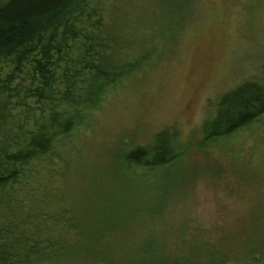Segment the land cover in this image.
<instances>
[{
    "label": "rangeland",
    "instance_id": "374dc122",
    "mask_svg": "<svg viewBox=\"0 0 264 264\" xmlns=\"http://www.w3.org/2000/svg\"><path fill=\"white\" fill-rule=\"evenodd\" d=\"M111 2L138 62L29 185L46 199L39 212L55 244L42 264H264V123L231 138L209 132L222 95L264 83V0ZM164 129L170 168L125 164Z\"/></svg>",
    "mask_w": 264,
    "mask_h": 264
},
{
    "label": "trees",
    "instance_id": "16d2710c",
    "mask_svg": "<svg viewBox=\"0 0 264 264\" xmlns=\"http://www.w3.org/2000/svg\"><path fill=\"white\" fill-rule=\"evenodd\" d=\"M121 12L111 0H0V264H42L54 249L39 212L46 199L29 185L41 183L58 141L133 72ZM263 123L264 83L250 79L220 97L210 137L256 133ZM123 161L147 172L170 168V131Z\"/></svg>",
    "mask_w": 264,
    "mask_h": 264
}]
</instances>
